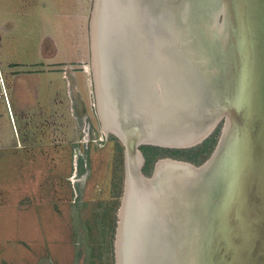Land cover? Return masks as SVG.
Segmentation results:
<instances>
[{
  "label": "water",
  "instance_id": "water-1",
  "mask_svg": "<svg viewBox=\"0 0 264 264\" xmlns=\"http://www.w3.org/2000/svg\"><path fill=\"white\" fill-rule=\"evenodd\" d=\"M103 131L124 146L115 264H264V0H93ZM222 129L200 165L185 149Z\"/></svg>",
  "mask_w": 264,
  "mask_h": 264
},
{
  "label": "rangeland",
  "instance_id": "rangeland-1",
  "mask_svg": "<svg viewBox=\"0 0 264 264\" xmlns=\"http://www.w3.org/2000/svg\"><path fill=\"white\" fill-rule=\"evenodd\" d=\"M75 7L76 28L71 35L62 33L58 39L61 51H52L50 43L45 41L43 52L50 63L55 62L54 68L43 64L44 72H58L60 84L56 81L54 92L60 88L59 104L69 113L66 118L63 111L59 118L56 114L46 116L49 108H43L45 133L49 136H55V130L60 133L58 139L55 136L52 140L60 145L57 159L54 164L48 160L37 165L0 164V264H115L116 216L125 175L124 146L114 134L102 130L97 114L89 32L93 0H83ZM24 18L19 22L23 23L21 32L25 33L31 25L36 35L39 22ZM34 37H19L15 33L14 42L12 38L9 41L20 45L21 51L29 50L35 44ZM13 44L5 48L7 52L0 49V61L5 64L8 60L31 61L33 54L10 52ZM31 67L19 70L22 73L17 75L10 92L12 104L16 105L23 92L26 100L21 104L29 106L37 89L42 91L38 101H43L47 89L44 78L24 75L40 71L39 66L34 70ZM37 82L41 83L40 90ZM0 110L5 118L7 111L2 101ZM222 125L223 121L207 138L216 134L218 139ZM29 136L34 142L33 135ZM213 149L207 155L200 151L194 159L208 158ZM153 151L148 150L150 156ZM3 157L1 154L0 158ZM143 158L141 172L149 176L154 164L148 165ZM14 169L17 173L11 172Z\"/></svg>",
  "mask_w": 264,
  "mask_h": 264
},
{
  "label": "crops",
  "instance_id": "crops-1",
  "mask_svg": "<svg viewBox=\"0 0 264 264\" xmlns=\"http://www.w3.org/2000/svg\"><path fill=\"white\" fill-rule=\"evenodd\" d=\"M82 2L83 0H0L1 51L7 52L4 50H6V47L10 46V43L13 44L9 40L15 33H17L19 37H28L30 39V37L35 36L34 38H36L33 49L28 50L26 48V50L23 49L21 51L20 45L15 42L10 50V52L33 54L31 61L25 62L24 59L20 62H11L8 60L6 64L0 61V75L3 78V88L0 87V101H2L7 111L5 118H2L0 114V155H4L3 158H0V164H8L10 166H20L24 163H27V165H37L43 164L47 162V160L50 161L51 164H54L55 159H57L60 145L59 142H53L52 140L55 136L58 139L60 133L58 130H55V136L54 134L53 136H49V134L45 133L42 125L44 120L43 117L45 118L43 108H49L46 116L56 114L57 118H59L58 115L63 111L62 116L66 118L69 117V113L66 109L62 110L61 104H59L60 95L58 96V94L60 88L58 87L59 90L57 89L58 91L56 92L55 90L54 92L56 81L58 82L57 85L60 84L58 72L54 70H47L44 72L45 67H43V64L53 66L55 62L50 63V59L45 57L43 52L45 50V41L50 43L52 51H54V49L56 52L61 51L58 39L62 36V33L71 35L72 32L75 31V6L77 4H82ZM24 17L30 18L29 21L32 22H39L36 27V35L34 31H32L33 27H31V25L29 26V30L25 29V33L21 32L23 23L19 22L25 19ZM38 66V70L40 71L30 73L31 75H24H26V77L33 75L44 78L47 89H45L46 92L43 93L44 96L41 98L43 101H38L42 91L39 88L41 83L39 84V82H37L36 84H38L40 91L37 89L34 93L32 92V104L29 106L21 104L22 101L26 100V94L23 92L22 95L19 96V99H17L16 105L12 104L13 93L10 92L13 84L16 82L17 75L22 73V70H19L29 67L34 70ZM51 68H54V66ZM55 101L58 102L57 105ZM71 101L74 104V96L71 98ZM64 111L66 112L65 114ZM58 122L59 120L57 123ZM38 129H41V131L39 132ZM51 130L54 132L53 127ZM31 134L34 137V142L30 141L31 137L29 135ZM38 149H43V151ZM44 149H46V153ZM15 169L17 170V168ZM15 169L11 170V172L17 173Z\"/></svg>",
  "mask_w": 264,
  "mask_h": 264
},
{
  "label": "trees",
  "instance_id": "trees-1",
  "mask_svg": "<svg viewBox=\"0 0 264 264\" xmlns=\"http://www.w3.org/2000/svg\"><path fill=\"white\" fill-rule=\"evenodd\" d=\"M217 137L216 134L212 135L209 138H206L202 144H198L194 147L185 148V149H175V148H160L156 146H142L141 151L143 153V156L145 157L146 163L148 165H153L155 161L160 157H174L175 159H179L182 161L192 162V163H201L206 158H203L202 160H195L194 157L198 155L200 151L209 154L210 150L213 149L216 145ZM154 149L152 152V155H149L148 150ZM192 154H194L192 156ZM172 158V159H174Z\"/></svg>",
  "mask_w": 264,
  "mask_h": 264
},
{
  "label": "built area",
  "instance_id": "built-area-1",
  "mask_svg": "<svg viewBox=\"0 0 264 264\" xmlns=\"http://www.w3.org/2000/svg\"><path fill=\"white\" fill-rule=\"evenodd\" d=\"M0 87H2V88H3V80H2V77H1V75H0Z\"/></svg>",
  "mask_w": 264,
  "mask_h": 264
},
{
  "label": "bare ground",
  "instance_id": "bare-ground-1",
  "mask_svg": "<svg viewBox=\"0 0 264 264\" xmlns=\"http://www.w3.org/2000/svg\"><path fill=\"white\" fill-rule=\"evenodd\" d=\"M104 132H106V133H112V134H114L113 132H110V131H104ZM172 159V158H171Z\"/></svg>",
  "mask_w": 264,
  "mask_h": 264
}]
</instances>
